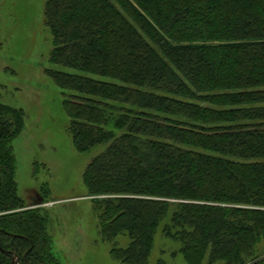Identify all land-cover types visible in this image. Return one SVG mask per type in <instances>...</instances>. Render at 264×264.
<instances>
[{
	"label": "trees",
	"instance_id": "obj_1",
	"mask_svg": "<svg viewBox=\"0 0 264 264\" xmlns=\"http://www.w3.org/2000/svg\"><path fill=\"white\" fill-rule=\"evenodd\" d=\"M43 18L74 147L106 146L84 184L103 239L130 240L111 255L148 264L169 215L190 264H264V0H46ZM25 119L0 103V264H60L18 194Z\"/></svg>",
	"mask_w": 264,
	"mask_h": 264
},
{
	"label": "rangeland",
	"instance_id": "obj_2",
	"mask_svg": "<svg viewBox=\"0 0 264 264\" xmlns=\"http://www.w3.org/2000/svg\"><path fill=\"white\" fill-rule=\"evenodd\" d=\"M45 2L0 0V103L26 112L25 128L13 145L18 194L28 208L47 213L54 258L60 264H122L111 252L128 248L130 240L103 239L96 198L84 184L87 167L106 146L88 153L75 149L62 106L64 91L46 73L64 69L50 63L53 41L44 24ZM169 221L168 215L157 228L148 264H190L180 253L181 245L164 233Z\"/></svg>",
	"mask_w": 264,
	"mask_h": 264
}]
</instances>
